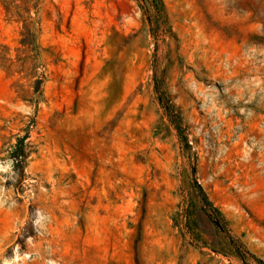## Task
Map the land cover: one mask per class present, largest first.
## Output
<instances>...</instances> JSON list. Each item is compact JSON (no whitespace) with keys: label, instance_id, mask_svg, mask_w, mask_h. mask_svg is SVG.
<instances>
[{"label":"rangeland","instance_id":"obj_1","mask_svg":"<svg viewBox=\"0 0 264 264\" xmlns=\"http://www.w3.org/2000/svg\"><path fill=\"white\" fill-rule=\"evenodd\" d=\"M0 264H264V0H0Z\"/></svg>","mask_w":264,"mask_h":264},{"label":"trees","instance_id":"obj_2","mask_svg":"<svg viewBox=\"0 0 264 264\" xmlns=\"http://www.w3.org/2000/svg\"><path fill=\"white\" fill-rule=\"evenodd\" d=\"M12 4H8L6 5V9L7 11L10 12V10H12L11 7ZM25 32H23V36L24 38L22 39V43L24 45H26L27 43H29L28 39H27V35L29 34V31H31L30 29V23L28 22H25ZM159 100H160V103L161 105L163 106L164 108V113L165 115L167 116V118L170 120V122L173 124V126L179 131L181 132L182 129H181V123H182V116L181 114L179 113V111L177 112L176 110V107L175 105L170 101L169 98L167 97H159ZM176 114H178V117L179 119L176 120L174 119L175 116H177ZM182 134V133H180ZM200 188H201V191H202V194H203V200H204V203L205 205L207 206V208L218 218H220V220H222L223 222H225V218L221 212V210L214 206V204L212 203V201L209 199L208 195L206 194V192L203 190V188L201 187V185H199L198 183H196Z\"/></svg>","mask_w":264,"mask_h":264}]
</instances>
